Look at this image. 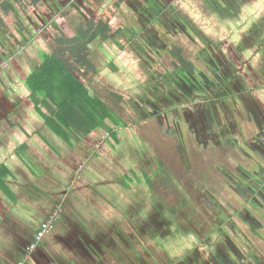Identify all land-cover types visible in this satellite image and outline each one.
I'll return each instance as SVG.
<instances>
[{"label": "flooded vegetation", "instance_id": "flooded-vegetation-1", "mask_svg": "<svg viewBox=\"0 0 264 264\" xmlns=\"http://www.w3.org/2000/svg\"><path fill=\"white\" fill-rule=\"evenodd\" d=\"M42 2L43 6L39 11L33 10L31 13L35 18L24 14L23 20L21 19L24 34L18 31L12 19L11 26L18 40L10 37L7 44L0 36V45H3L2 48L6 51L5 54L0 55V73L2 69L10 65L16 69V66L20 64L18 72L26 80L34 65L27 66L18 57L26 59L29 55L32 60L34 47L39 42H36L38 39L29 38L25 32L32 31L35 34L32 27L37 30L42 28L54 30L57 27V34L60 27L57 25L54 27L55 17L62 18L65 8L71 15L108 22L111 26L109 37L99 36L91 43L89 60L92 67L88 69L76 67L73 74L86 85L81 78V73L90 72L91 78L95 79L98 71L93 61L95 55L98 58H104L106 55L112 58L123 53L122 48L129 49L127 61L129 60L131 64L143 61V64H139L135 69L137 70L136 76L140 71L142 73V70L147 72V82L151 84L150 88L153 90H149L147 95L138 94V92L124 94L114 89L110 83V86L104 84L102 92L112 102L114 101L113 94L122 95V99L115 103L117 106H110L115 107L116 112L119 108L124 110L125 107L130 113L139 112L142 114L140 116L144 117L143 121L152 120L151 118L154 117L159 127L165 123L166 125L173 124L177 145L183 153L187 155L189 150H196L203 164L202 168L214 169L217 172L215 175L218 177L214 178L215 189L208 185L209 180L206 179L208 176L205 172L202 173L203 178H198L203 183L200 184L204 185L207 206L213 211L211 216L219 220L214 225V230L209 231L208 228L207 231H203L198 225L199 215H197L195 204L185 193L176 174L157 152L145 147L146 142L143 139L145 144H138V152L133 155L128 154L127 157L132 164L127 165L128 161H126L120 169L123 173L112 169L113 172H118L113 175L112 183L120 185L123 181L120 176L126 177L127 185L122 183L123 188L127 198H132L125 204L118 205L120 209L116 210V217L122 216L127 229L128 236L122 237L128 248L132 252L141 249L142 253L147 256L145 259L139 256L144 264H149V262L152 264H186L184 256L165 258L163 254L165 251L160 247L159 241L174 236L175 231L189 233L193 237L191 249L185 251V254L195 259V264H264V130L259 129L256 135H252L249 112L247 111L243 118L236 106L239 99L244 102V99L248 100L251 94L259 89L254 87L252 82L259 79L256 76L264 73V65H262L264 63V23L259 22L257 17L255 20L252 18L250 20L244 13L246 12L244 8L248 5H251L248 6L249 9H255L252 6L256 0L254 2L253 0L201 1L207 4L209 15L216 17V22L212 27L223 28L219 25L247 22V35L251 38L255 49L260 51L261 56L257 55L256 60H253L254 55L243 54L245 68L249 70L251 66V70H255L254 73L249 70L250 75L246 76L243 75L241 67L234 59L229 61L232 63V70H225L229 67V64L225 63L229 62L222 60L219 49L222 43L214 37L206 36L201 27L197 30L198 25H204L201 20L191 18L179 24L180 21L171 0H42ZM242 7L244 12L237 10ZM238 12L239 14L234 16ZM14 24L16 27L13 26ZM61 31L63 32L62 29ZM8 32H10L9 29ZM48 33L49 39L46 43L43 41V34H39L43 43L40 48L36 47L39 63H41L42 53L53 51V44L57 42L53 32L48 31ZM7 34L12 35L11 32ZM24 40L29 43V46L23 43ZM112 46L114 49L108 51ZM236 47L239 48L240 45ZM180 49L182 55L177 53ZM8 52L11 54L5 57ZM105 66H108V63ZM260 80L264 83V77ZM27 86L29 88L28 83ZM89 91L97 95L90 89ZM31 99L34 109L37 113L39 112L38 117L44 120L43 113H48L47 107L36 103L32 97ZM197 99L201 106H198L200 108L195 109L192 117L189 118L187 110L180 108H186V104L193 103ZM129 101L133 102V105L129 106ZM125 103L126 106H121ZM7 104L12 105L10 106L12 109L18 110L14 113L7 112L6 119L26 117L23 115V110L19 112L20 106L14 102ZM29 104L32 103L29 102ZM174 106H177V113H174ZM18 112L22 115L18 116ZM129 116L132 120L140 119V117L137 118L138 115L130 114ZM185 120H187L186 124ZM122 121L125 123L123 119ZM95 130L85 136L95 138ZM104 135L108 138L110 134L105 131ZM98 137L102 136L97 135L96 138ZM190 137L194 139V146L191 144ZM130 151L134 152L132 148ZM65 156L68 157V154ZM159 160L164 161V165L171 173L170 177L173 180L171 188H165L162 185L161 177L156 178L155 173L160 169ZM149 161L152 166H149ZM141 164L144 166L142 170H140ZM57 169L60 170L59 162ZM145 176L152 178L153 183L156 180V184L149 186L148 178ZM141 182L147 184L151 192L153 206H150L155 211L159 210L160 213L163 212V206L156 196V189L159 187L158 189L174 190L178 193L177 199L170 201L171 203L166 207L165 223L160 220L156 221L149 212V205L143 199H139L141 197L139 188L135 190L132 188L131 185L134 183L138 185ZM38 194L33 193L35 198ZM259 194L261 198H258ZM134 196L139 198L135 199ZM182 197L185 198L184 201ZM146 206L147 209L144 212L143 208ZM1 217L0 233L3 238L9 240L8 244L11 242L14 246L21 248V254L41 251L44 236L35 241V235L42 222L31 220L29 214H25L19 217V222L22 223L20 230L16 229L10 220ZM23 262L25 260L20 264H24Z\"/></svg>", "mask_w": 264, "mask_h": 264}, {"label": "rangeland", "instance_id": "rangeland-1", "mask_svg": "<svg viewBox=\"0 0 264 264\" xmlns=\"http://www.w3.org/2000/svg\"><path fill=\"white\" fill-rule=\"evenodd\" d=\"M201 1L202 0H171V3L175 6L176 9V13L180 21L179 24H181V21L186 19H202L204 15L202 14V9H200ZM254 1L255 0H253V2ZM260 2L261 7L258 6L255 9H249L248 6H246L244 8L246 12L244 13L248 19L255 20V17H257L259 22L264 23V2L263 0H260ZM240 12L243 11L241 10ZM56 20H58V17H55V21ZM11 23L12 19H8L7 28L10 30L12 35L2 33L0 31V36L3 38V40H5L4 42H6L7 44L8 40H10V37H15L18 40V36L16 33H14L15 30L13 31ZM56 23L61 29L60 23ZM57 24H54V27H56ZM228 24L219 25V27L221 26L223 28L213 27L214 29L209 28L205 31L203 30L206 36L209 35L210 37H214V39L222 43V46H220L219 48L221 51L222 60L229 62L230 59H234L239 64V60L241 59L239 54H241L242 56L243 54L261 56L260 51L255 49L254 44L250 40L251 38L247 35V22H241L239 24L235 23L233 25ZM13 26L16 27L15 24ZM199 27H201V25H198L197 30ZM56 28H54V30L51 28L49 30H46L44 28H40L41 30H37L35 28L33 29L32 27V30L36 32L35 34L32 31L25 32L29 36V38H32L33 40L34 38L38 39V41L36 42L39 43L34 47L35 52L32 54L33 59L30 60L29 55H27L26 59L25 57L21 58V56H19L18 58L22 60L21 62H23L27 66L30 64H32V66L38 64L40 59L39 54H36V47L40 48L43 45L39 34H43V41L44 43H46L49 39L48 31L50 33L53 32L54 35L57 31ZM6 35L7 37H5ZM23 43L29 46V43L27 41L24 40ZM236 45H240V47L237 48ZM16 47L18 48V45ZM113 49L114 47L112 46L110 49H108V51H111ZM122 50L123 53H119L118 56H114L112 58L107 55L104 58H98L95 55V59L93 61L95 62V67L98 70L95 75V79L91 78L90 72L88 74L86 72L81 73V78L84 80L87 87L92 92L102 97L111 106L117 104H114L111 100H109V98L104 96V92H102L104 84L109 85L110 83V85L114 89L121 91L124 94L127 92H138V94L143 93L147 95L149 93V90H153L150 88L151 84L147 82V72H144L142 70V73L140 71L139 75L136 76L137 70L135 69L139 64H143V61H138L137 63L131 64L129 60L127 61L129 49L125 50L124 48H122ZM5 53L6 51L2 47H0V55H3ZM10 54L11 53L8 52L5 57H8ZM106 63H108V66H105ZM225 64H229V67L225 68L226 71L232 70L231 62ZM262 65H264V63H262ZM20 66V64L16 66L17 71L19 70ZM12 71H14V68L12 65H10L5 69H2L0 74H2L4 78H6L5 75L7 74V72L13 74ZM15 73L17 72L14 71V74ZM261 84L264 83H262L260 79H257L255 82H252V85L254 87H259ZM36 98L37 97L34 96V100H36ZM129 103V106L133 105V102L131 103V101H129ZM8 106L12 105L8 104ZM121 106H126V103L124 105L122 104ZM185 106L186 108L181 107L180 109L187 110V115L189 118H191L192 113H194V110L200 108L198 106L201 105L199 99H197L193 103H188ZM126 109L127 108L125 107L124 110L122 108H119L117 110V113L122 117L125 123L122 124L121 122L119 123V126L113 127L114 131L116 132L114 138L117 141L115 142H118L115 149L111 146L110 143H107L108 138H106V135H104L105 131L100 129L98 131L95 130V140L97 141L95 145L93 144V147H95V149L93 150L94 152H92L91 155H88L82 150H80V154L77 157L69 158L67 156H64V154L62 153L61 158V155H57L58 158H56V154L48 156L46 155V153L41 152V157H38L39 154H36L27 160L29 165L33 169L35 168L34 170L38 171L42 178L45 179L42 182L41 191L38 195H36L37 205L39 206V209H44V206L40 205V202L42 200L44 202H50V195L58 194V197L56 198L57 201L62 198V201L67 203L70 200L78 199L77 201H79L80 203H76L75 210L77 211V214L82 217L87 216L97 218L99 216L111 214V211H113L114 209L119 210L120 208L117 207L118 205L125 204L126 201H129L132 198H127V195L123 188V184L126 182V177L120 176L123 179V184L120 183V185L118 183L113 184L112 177L114 174L121 172L120 169L126 161H128L127 165L132 164V161L129 160L127 157L128 154L133 155V153H137L138 144H145L146 142L145 147L147 149L157 152L164 159L166 164L171 167L173 173L176 174L177 180L183 185L185 193L194 202L197 215H199L197 221L199 223L198 225L200 226V229H203V231H207L208 228L209 231L214 230V225H216V222H218L219 220H217L216 217L211 216L213 211L209 210L211 207L207 206V203L205 201V197H207V195H205L204 185L200 184L202 182L198 178H203L202 173L205 172L206 176H208V178L206 179L209 180L208 185H210L212 189H215L216 187L214 178L218 177L215 175L217 173L216 170L203 169V164L196 150H189V153L187 155L183 153L182 149L177 145L174 133L175 128L173 124L166 125L165 123V125H160L161 127H159L157 124V120H155L154 117L151 118L152 120L143 121L144 117L140 116L142 114H140L139 112L130 113L129 111H126ZM177 111V106H174V113H177ZM19 112L17 114L21 115L19 114ZM197 112L199 113V110ZM1 113L2 115L4 114L3 112ZM136 113H138L137 118L140 117V119L132 120L131 118H133V115H131V118L129 115L134 114V116H137ZM2 115H0V117H2ZM186 123L187 120H185V124ZM97 135H100L102 137L96 138ZM143 139L145 142L143 141ZM190 139L192 146H194V139L192 137H190ZM131 148L134 152L130 151ZM243 148H246V146H243ZM58 162L60 170L57 169V167H53V163L58 164ZM148 164L149 166H152V163H150V161ZM141 166L140 170L144 169V166L142 164ZM112 169H115L118 172H113ZM138 178L140 179L141 177L139 176ZM121 184L123 186H121ZM154 184H156V180ZM131 186L134 190L136 188H139V195L141 197L137 198L143 199L146 204L149 205V212L156 219V221L160 220L162 222L164 221L165 223L164 216L167 215L166 207L169 203H171L170 201L177 199L178 193L174 190L165 191L161 188L158 189L159 187H156V196H158V198L160 199L159 201L163 206V212L160 213L159 210L155 211L152 207L153 204L151 200V192L148 189L147 184L141 182L138 185L134 183ZM127 191L129 193V190ZM134 197L135 199H137L136 196ZM258 198H261L260 194L258 195ZM104 199L106 203H103L101 201ZM114 204L115 207L113 206ZM26 208L30 212L37 210V208L34 207L32 203H28L26 205ZM145 209H147V206L143 208L144 212H146ZM21 212L22 211L19 210L17 207L8 209L5 204H3V207L1 208L2 216L10 220L14 224V226H16V229L20 230L22 223L19 222V217L24 215V213L21 214ZM13 213H16V215L14 216ZM58 216L59 214H57V218ZM104 218H106L105 220L107 222L108 218L106 216H104ZM172 220L174 219L172 218ZM185 222L187 223V220H185ZM183 226L185 229L187 228L184 223ZM176 233L177 232L174 231V234ZM8 242L9 240L1 236L0 248H2L5 243L7 244Z\"/></svg>", "mask_w": 264, "mask_h": 264}, {"label": "crops", "instance_id": "crops-1", "mask_svg": "<svg viewBox=\"0 0 264 264\" xmlns=\"http://www.w3.org/2000/svg\"><path fill=\"white\" fill-rule=\"evenodd\" d=\"M258 6L261 7L260 0H256L252 7L257 8ZM200 9L204 15L201 19L202 24L209 25H201V28L204 31L210 27L213 28L216 17L209 15V8L205 2L200 4ZM237 10L244 12L243 8ZM238 14L239 12L234 16ZM256 57L257 55H254L253 60H256ZM240 58L239 61L243 62L244 56L241 55ZM239 64L243 75H250L249 70L252 73L255 72L251 70V66L247 70L244 62H239ZM14 71L17 73L14 74ZM14 71H12L13 74L7 72L6 78L0 74V115H2L1 112L5 114L17 111L18 109H12L7 104L14 102L20 106L19 111L23 110V115L26 117L6 119L4 114L0 117V207L2 208L3 204L8 209L17 207L22 211L21 214H29L31 220L40 222L46 220L54 208L59 206L61 209L58 218L56 217L57 220L55 219L53 229L44 235L41 251L21 254V248L14 246L11 242L8 244V242L0 248V264H20L23 260H25L24 264H144L139 256L141 255L144 259L147 256L142 253L141 249L132 252L124 243L122 236H128L127 229L122 216L116 217L115 209L111 211V214L97 218L82 217L75 210L76 203H80L78 199L66 203L61 198L62 203L56 199L58 194H51L50 202L42 200L40 205L44 206V209H39L33 193L38 194L41 191V185L45 179L29 165L27 160L36 154L41 157V152L48 156L56 154V158L62 153L64 156L68 154L69 158L77 157L80 150L91 155L95 149L93 144L95 145L97 140L87 136L77 138L67 130L68 138L56 132L55 124L38 117L39 112L37 113L34 109L25 77L19 75L15 68ZM256 77L262 79L264 73ZM258 88L248 100L244 99L242 102L239 99L236 105L243 118L247 111L249 112L252 135H256L259 129L264 130V84ZM56 124L63 127L60 122ZM57 166L58 164L53 163V167ZM101 201L106 203L105 199ZM28 203H32L37 210L33 212L27 210ZM13 215L15 216L16 213ZM104 216L108 218L107 222ZM163 254L165 258L170 259L166 252ZM181 256H184L186 264L196 263V260L189 258L185 252ZM149 264L152 263L149 262Z\"/></svg>", "mask_w": 264, "mask_h": 264}, {"label": "trees", "instance_id": "trees-1", "mask_svg": "<svg viewBox=\"0 0 264 264\" xmlns=\"http://www.w3.org/2000/svg\"><path fill=\"white\" fill-rule=\"evenodd\" d=\"M42 6V0H0L1 32L10 33L7 28L8 19H13L18 31L24 34L22 30L24 14L35 18L31 13L33 10L39 11ZM56 22L60 23L63 32L60 29L54 34L57 40L53 44L54 50L42 53L41 63L34 66L26 79L32 93L31 97L34 99L36 96L34 101L47 107L48 113H43V117L47 122L55 124L57 128L54 130L59 134L68 138L67 131H70L77 137H82L95 129H103L111 135L107 143L115 149L118 142H115L116 132L113 127L124 123L121 116L117 114L115 107L112 108L105 100L92 94L73 74L76 67L83 69L92 67L89 60L91 43L99 36L108 38L111 26L101 19L95 21L92 18L71 15L66 8L63 17L58 18ZM177 53L182 55L181 49ZM113 97L114 104L122 99L120 94H113ZM59 122L63 127L56 124ZM159 166L160 169L155 173L156 178L161 177L162 185L171 188L173 180L168 167L162 160H159ZM145 177L152 187L154 184L152 178ZM184 199L182 197L183 201Z\"/></svg>", "mask_w": 264, "mask_h": 264}, {"label": "clouds", "instance_id": "clouds-1", "mask_svg": "<svg viewBox=\"0 0 264 264\" xmlns=\"http://www.w3.org/2000/svg\"><path fill=\"white\" fill-rule=\"evenodd\" d=\"M193 237L189 233L178 232L174 236L159 241L160 247L170 257L176 258L181 256L185 251L191 249Z\"/></svg>", "mask_w": 264, "mask_h": 264}, {"label": "built area", "instance_id": "built-area-1", "mask_svg": "<svg viewBox=\"0 0 264 264\" xmlns=\"http://www.w3.org/2000/svg\"><path fill=\"white\" fill-rule=\"evenodd\" d=\"M0 66H1V63H0ZM60 209L61 208L59 206L54 208V210L51 212L49 217L41 223V225L39 226L36 232L35 241H38L42 236H44L47 232L51 230L53 223L55 222V219ZM32 246L33 245H31V247Z\"/></svg>", "mask_w": 264, "mask_h": 264}]
</instances>
